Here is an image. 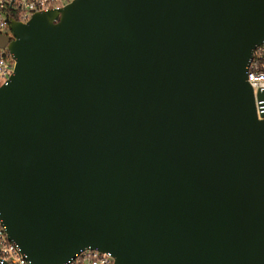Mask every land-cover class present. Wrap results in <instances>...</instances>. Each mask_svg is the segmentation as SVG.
Instances as JSON below:
<instances>
[{"label": "water", "instance_id": "1", "mask_svg": "<svg viewBox=\"0 0 264 264\" xmlns=\"http://www.w3.org/2000/svg\"><path fill=\"white\" fill-rule=\"evenodd\" d=\"M11 27L0 214L32 264H264V0H73Z\"/></svg>", "mask_w": 264, "mask_h": 264}, {"label": "built area", "instance_id": "2", "mask_svg": "<svg viewBox=\"0 0 264 264\" xmlns=\"http://www.w3.org/2000/svg\"><path fill=\"white\" fill-rule=\"evenodd\" d=\"M73 0H0V38L8 43L0 45V86L6 84L14 73L16 61L8 49L15 40L11 24L27 23L39 12L60 10ZM247 81L252 87L256 117L264 119V40L257 44L247 65ZM258 93L262 96L259 97ZM6 264H32L20 246L10 239L0 214V262ZM63 264H114L111 251L86 248Z\"/></svg>", "mask_w": 264, "mask_h": 264}]
</instances>
